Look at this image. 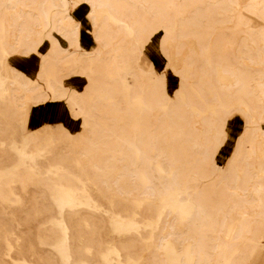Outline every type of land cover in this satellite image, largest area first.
<instances>
[{
	"label": "rangeland",
	"instance_id": "1",
	"mask_svg": "<svg viewBox=\"0 0 264 264\" xmlns=\"http://www.w3.org/2000/svg\"><path fill=\"white\" fill-rule=\"evenodd\" d=\"M206 1L180 6V1L176 0L179 5L165 10L162 16H158V10L149 8V20L161 18L169 25L157 31L153 42L150 35H146L149 40L142 54L138 50L142 45L135 40L139 32L131 25L130 16L111 10L113 18L108 19L107 11L98 10L93 16L100 23L108 22L116 34V45L137 44L133 56L121 49L120 60L111 59L108 53L113 47L103 50L100 41H94L91 50L72 45V33L65 25L53 22L49 28L52 37L65 52L60 61L53 57L52 70L63 74V86L71 76L81 75L89 80L86 91L78 93L77 98L84 117L92 125L83 126L78 136H70L63 130L30 129L32 107L50 101H28L23 113L15 108L13 99L18 88L24 93L32 89L17 81L13 71L10 75L6 73L5 60L16 66L13 59L22 57L23 49L6 55L7 49L16 44L18 32L12 31L14 37L8 33L5 10L10 0H0V264H149L165 237L173 250L187 251L193 244L188 236L191 223L186 217L191 214L190 209L184 207L181 216L176 213L177 208L169 214V208L161 210L160 207L170 201H160L164 198L162 192L153 191L176 192L186 200L202 188L193 168L199 157L196 151L209 152L218 158L228 137V134L221 135V129L227 133L229 125L219 122L223 118L230 122L224 157L233 149L229 159H235L242 166L264 163L256 156L257 150H264L261 145L264 96L261 98V91L256 88L264 86V59L256 61L264 52L259 47L260 40L264 41V10L258 17L223 5L221 7L227 11L213 8L211 20L197 22L198 25L184 31L183 23L176 17L178 13L188 17L195 10L204 13ZM24 2L32 7L30 0ZM242 2L247 4V0ZM53 4L54 0H46L45 11L50 18L59 20L61 9ZM77 10L66 14L75 23ZM86 29L90 27L86 25ZM164 33L168 37L162 48L158 37ZM29 34L23 42L35 44L37 57L47 60L41 55L50 53L46 41L34 32ZM80 34L82 36L81 31ZM208 35H211V50H204L197 37ZM251 45L261 49L259 55ZM246 46L252 50L250 53ZM100 50L107 64H111L109 69L105 70L101 63L86 72L72 71L78 58L86 67L85 54ZM163 50L172 68L166 72L168 82L164 91L168 98L165 102L155 95L151 98V89L146 91L144 80L151 81L156 76L151 68L140 64L147 59L155 64L157 73L163 72L167 62L161 54ZM224 57L247 76L242 91L236 85V76L225 72ZM103 74L113 90L112 95L97 85ZM51 78L58 79L53 73ZM68 81L65 85L72 88ZM67 92L74 91L68 89ZM102 104L106 106L101 108ZM109 115L112 120L108 119ZM180 116L186 120L178 122ZM76 119L84 123L83 117ZM125 130L132 131V139H142V142H123L118 135ZM158 130L163 133L162 138L157 137ZM82 149H90L93 160L108 167L104 170L107 173L90 167L78 153ZM219 163L226 162L219 160ZM118 178L123 192L114 186ZM169 180H175L171 188ZM208 180L214 198L221 189L229 195L224 184ZM259 182L264 184V179ZM144 193L156 195L150 197ZM214 198L207 201L198 225L203 224L211 232V221L216 220L218 233L214 236L223 247L229 246L234 241V225L240 214L234 211L225 220L221 215L216 216ZM185 203L181 202L183 206ZM253 210L250 209V215ZM252 226L264 228V223L253 222ZM263 247L256 250L249 264H264ZM200 256L207 258L204 253ZM164 257L169 258L170 253L164 252ZM195 260L193 258V264ZM221 262L222 258L217 257L211 263L209 257L208 264Z\"/></svg>",
	"mask_w": 264,
	"mask_h": 264
},
{
	"label": "bare ground",
	"instance_id": "2",
	"mask_svg": "<svg viewBox=\"0 0 264 264\" xmlns=\"http://www.w3.org/2000/svg\"><path fill=\"white\" fill-rule=\"evenodd\" d=\"M24 1L25 0H10L9 3H6L7 8L5 10V15L8 33L14 37V35H12V31L17 30L18 32L16 36V44L14 46H10L7 49L6 55L8 53L14 55L17 50L22 48L23 56L17 58H31L37 56L38 54L36 52V47L34 46L35 44L31 45L23 42L29 38L31 35L29 34L30 32L36 33L40 38H43V41H46L45 45L47 48L49 47L48 50L50 53L49 55L47 53L41 54L48 59L41 61L40 70L39 72L37 71L38 74L35 78L27 77L17 65L14 66L10 60H5L6 73L10 75L11 71H13L16 74L17 81H19L24 86H29L32 89L28 91V93H24L18 88V91L16 92V95L13 99V103L16 106L15 108L18 109V112L20 111V113H23L28 101L66 102L72 116L75 118L83 117L84 127L91 126L92 124L89 123L88 119L84 117V110L82 109L77 98L78 93L74 91L72 94H69L67 92L68 89L62 85V80L64 77L63 74L59 71L54 73L52 70V65L55 63L53 62V57L58 59L57 61H60L62 60L60 59V56H62L65 52V50L60 46L59 41L52 37V31L49 28L50 26H53V22H58L60 25H65L66 30L72 33L74 37V39L71 41L72 45H75L76 47H83L81 44L82 36L80 34L82 24L78 21L75 23L73 19L69 18V16L66 14L69 12V10L79 9L83 5L88 6L90 9L89 15L91 16L94 27L96 28L95 34L91 33L90 36L92 35L94 41H100L102 43L101 46L103 50L113 47L111 52L108 53V56H110L111 59L116 57L117 60H120L123 56V54L119 52L121 49L124 48L126 53H128L130 56H133L137 52V44H134L131 47L122 43L116 45L114 43L116 34L112 32L108 22H98L97 17L93 16V14L97 13L98 10L107 11L105 16L109 19L113 18L110 11L114 10L121 15L130 16L132 19L131 25H134L137 32H139L135 40L142 45V48L138 49L140 50V54H142L149 40V37H146V35H150V40L153 42L158 35L157 31L163 30L161 27L169 25L168 23L162 22L161 18L158 19L152 17V19L149 20L147 17V15L150 14L149 8L151 10H158V16H162V12L164 13L165 10L167 11L168 9H171V7L179 5L176 0H54L53 5H55V7H60L61 9V18L57 20L58 18H50L49 13H46V0H30L32 7H29ZM178 1H180L181 6L186 3L191 2L195 4L204 0ZM205 3L207 4L204 7V13L195 10L192 12L191 17L178 13V16L176 17L181 23H183L184 31L192 29L194 25H198L197 22L207 23L209 20H211V9L213 8H216L218 11H227L225 8L221 7L223 5H227L230 9L235 11H242V14L250 13L258 17L262 15L264 10V0H247V4H244L242 0H207ZM25 29L28 31H25ZM45 36L47 37V40H44ZM167 37V33L161 34L158 37L159 46L162 48H164V43ZM144 39H146V42H144ZM197 39L202 41V49L211 50V35L206 37H197ZM263 42L264 41L261 39L259 42V47L264 50ZM251 47L254 48L257 55L260 54L261 49L258 50L254 45H251ZM246 49L247 53L252 51L248 49V46H246ZM163 51L164 53L161 54L167 61L168 55L166 50ZM203 52L209 54L208 51ZM85 55L87 57L86 67L79 61L80 59L78 58L72 71L80 70L82 72H86V70L92 69V67L101 63L104 64L105 70L111 67V64H107L108 61L106 57L103 56V51L101 50L97 51V53L91 51ZM77 56L80 57V54H77ZM247 56L249 57V55ZM262 59H264V52L259 58L256 59V61ZM222 62L225 63V72L236 76V85H239L240 91H242L244 89V85L247 83V76L240 69L236 68L234 64L227 62L225 57L223 58ZM150 68L152 74L156 76V79L151 81H145L143 79V85L147 92L151 89V98H153L155 95L159 101L165 102L168 98V94L164 91L165 84L168 82L166 72L172 68L169 66L168 61L166 62V67L163 72L157 73L155 64L153 62H150ZM52 73L58 77V79L51 78ZM103 73H105V71ZM103 76L102 81L97 85H99L101 88H105L107 93L112 95L113 90L109 88L105 74H103ZM14 85L16 86L15 83ZM256 88L261 91L260 97L263 98L264 86L263 88ZM189 99H191V95H189ZM227 101H230L229 98H227ZM105 106L106 104H102L101 108H104ZM244 110L246 109L244 108ZM112 118L113 117L110 118V115L108 116V119L112 120ZM184 119L185 118L180 116L178 122H181ZM219 122L222 124H227L229 123V119L223 118L219 120ZM221 131V135L228 134V132L226 133L224 129H221ZM156 135L158 138L163 137V133L159 130L156 132ZM118 136L123 142L128 140H133L134 144L142 142V139H140V141L132 139V131L130 130H125ZM261 145H263L264 149V141ZM250 148L251 151H254L253 147ZM78 153L80 157L87 161V164L90 167L107 173V171L104 170H108V167L100 166L97 161H94L93 157L91 156L90 149H82ZM196 153L199 155V157L193 168L196 171L195 173L199 176V180L201 181L200 186H202V188L195 192L192 197L183 200V198H181L176 192L167 193L160 189L153 191V193L156 194H160L162 192L164 198H162L160 201L165 199L170 201V203L164 204L160 207L161 210L164 208H169V214L172 213L174 208H177L178 211L176 213L181 216L184 212V207L186 210L190 209L189 211H191V214L187 215L186 217L191 223L188 236L190 240H192L193 244H191L187 251L181 248L173 250V246L171 247L169 245V241L165 237L157 246L158 251L152 255L149 264H193V258H196V262H194V264H208L209 257H211V263L215 258L221 257L222 264H244L245 262L249 264L251 260H253L256 250L264 246V228L261 226L253 228L252 226L253 222H257V224L264 223V184L259 182L260 180L264 179V163L259 162L255 165L249 164L248 166H242L235 159H228L224 165H220L218 159L214 158V155L212 156L209 152H199L197 150ZM256 156L259 161H264V150L262 152L257 150ZM250 157L251 156H249L248 159ZM208 178H211V182L219 181L220 184H224L223 186L226 187L229 195H226L224 190L221 189L216 192L214 198V194L211 193L209 189ZM103 179H105L104 183H106V178L104 177ZM120 181V178L116 179L114 186L123 192L124 189L119 186ZM173 182H175V180L168 181L170 188ZM156 194L144 193V195L150 197ZM211 198H214V213L216 216L221 215L223 220H225L228 215L232 214L234 211H237L240 214V217L236 220V224L234 225V236L232 239L234 241L229 246L225 245L223 247L219 243V239L214 236V234L218 233L216 220L211 221V224H213L211 227V232H208L203 224L198 225V220L204 216V207L206 206L207 201ZM183 201L186 202L184 206L181 204ZM250 209H254L252 212L253 214L251 215L249 214ZM171 229H173V227H171ZM183 242H186V239H183ZM164 252H169L170 257H164ZM202 253L207 255L206 259L200 256Z\"/></svg>",
	"mask_w": 264,
	"mask_h": 264
},
{
	"label": "crops",
	"instance_id": "3",
	"mask_svg": "<svg viewBox=\"0 0 264 264\" xmlns=\"http://www.w3.org/2000/svg\"><path fill=\"white\" fill-rule=\"evenodd\" d=\"M102 11L103 10L98 12H102ZM89 12L90 9L86 5H83L81 8H79L77 11L74 12V17L77 19V21H79L82 24L81 44L83 48L86 50H91L95 46V42L92 36L89 35V33L95 32ZM86 25H88L90 29H86ZM13 61L14 64L17 65L19 69L27 77L35 78L40 70V64H41L40 57L34 56L31 58H15L13 59ZM140 64L147 66L148 69L150 68L149 67L150 61H148L147 59H145ZM68 79H69L68 82H70L69 85L72 88L65 85V81ZM66 80L64 81V86L67 89L76 91L79 94L84 93L89 85L88 78L81 75L71 76ZM64 103L65 105H63L61 102H49L46 105L32 107L29 113L31 117L30 129L33 131H41V132L50 129H56V131L63 130L66 133H68L70 136H78L79 134H81L82 131L84 130L82 120L74 118L70 113V109L68 105L66 104V102ZM54 123L56 124L54 125ZM229 126H230V122L228 125L227 141L223 149L221 150L220 154L218 155L217 158L218 161L223 160L227 162V160L230 158L232 154V150H231V153H229V155H226L224 157L225 155L224 152L226 151L225 149H227V143L229 140Z\"/></svg>",
	"mask_w": 264,
	"mask_h": 264
}]
</instances>
